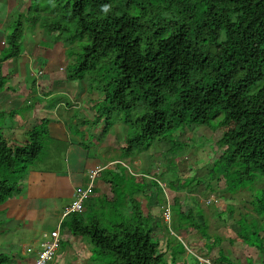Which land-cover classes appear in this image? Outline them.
Returning <instances> with one entry per match:
<instances>
[{"label":"trees","instance_id":"trees-1","mask_svg":"<svg viewBox=\"0 0 264 264\" xmlns=\"http://www.w3.org/2000/svg\"><path fill=\"white\" fill-rule=\"evenodd\" d=\"M46 1L51 2L50 17L57 21L39 28L67 47L66 58L72 57V48H78L64 80L96 75L92 89L102 96V107L92 120L102 118L100 135L112 125L107 121L110 112L124 114L122 123L129 131L121 155L133 148L147 150L154 142L169 144V150L179 145L180 152L186 142L171 140L172 133L207 126L219 116L214 127L225 130L211 144L219 153L210 165H218L226 194L249 191L251 197L249 210L238 215L236 230L227 242L239 238L252 249L250 257L259 255L264 263V224L260 223L264 221V188L256 187L264 177V0H62L64 12H60V0L55 6L52 0ZM104 5L109 6L106 13ZM20 21L10 26L0 62L19 54ZM4 79L0 76V89ZM131 112L134 118L130 120ZM48 122L41 118L25 130L20 144L0 136V202L21 192L20 181L46 146ZM101 173L108 176L102 181L114 189L110 179L116 174L106 169ZM162 174H153L154 187L159 186L156 178ZM129 204L128 211H122L119 204L111 207L113 219H103L102 224L94 219L85 222L80 213L66 216L61 225L72 236L87 240L99 264H165L162 251L170 244L165 242L158 250L153 230L161 227L166 234V224L153 219L131 198ZM157 204L168 206L177 221L184 217L186 228L189 225L208 238L198 231H204V222L197 221L200 215H195L197 220L187 219L177 205L172 207L178 204L172 198L167 204L162 199ZM251 213L253 221L247 227L244 220ZM175 225L173 219L169 228ZM245 226L249 230L243 232ZM220 242L216 237L207 247L217 248ZM183 252L181 245L176 252L171 248L169 264H177L175 258ZM221 252L217 250L211 263L231 264ZM103 258L108 261L101 262ZM7 260L0 254V264ZM251 262L252 258L247 264Z\"/></svg>","mask_w":264,"mask_h":264},{"label":"rangeland","instance_id":"rangeland-1","mask_svg":"<svg viewBox=\"0 0 264 264\" xmlns=\"http://www.w3.org/2000/svg\"><path fill=\"white\" fill-rule=\"evenodd\" d=\"M117 1L119 0H114V3H117ZM18 2V9L14 11V14L12 15L14 18L11 25L14 24L18 18L21 20L22 35L19 40L20 46H22V40H25V37L27 36L29 39L28 43L32 42V44H35L37 47L36 52L45 53L47 51L56 50L58 53L47 69L49 74L43 72L41 75H36L33 79L29 76L28 71H26L28 61L22 56V54H19L20 57H17V55V58L14 57L7 60L1 67L3 73H9L8 77L4 80L3 86H11L10 91L6 93L10 104L13 106V109H21L15 113L16 117L29 111L33 112L31 115L27 114V117H34V121L28 123L27 119H24L22 127L25 125V130H27L33 124L37 123L38 120L40 121L41 118L51 116H54L57 119L69 120L70 124H66L65 128L67 130L70 129L69 131L71 134L76 133L74 134L76 138L72 140V151L69 154H65L69 162L71 159L74 161L77 154H83L85 152L88 155H93V153L96 152L93 150H96L97 142L100 143L101 141L103 142V140L108 141L110 147L105 149L106 152L104 155L111 160L117 161V165L113 164V169L111 168V171H108L112 174L115 173L117 176L110 179L117 192L129 194L132 189H135L138 194H140L146 190L147 194L150 196V200L146 203L147 206L149 203H154L155 205L156 203H159L161 199L164 203H168V200L172 198L176 203L178 202V204H175L172 207L175 208L177 205L179 211H184H181L183 216L184 213H186L188 218L185 217L187 219L197 220L195 215H200L201 217L198 218L197 221L204 222V224H202L204 226V231H202L201 228L198 231L205 237H208L207 239L202 238L196 231L191 230L189 225L186 228L184 217H181V220L179 219V221H177V215L173 212L171 215L169 213L168 221H164V213H166V210L164 211L165 208H162L161 205L157 206L158 210L153 208L155 215H157V217H153V219H159L161 224L163 221L164 224H167L166 229L168 230L166 234L162 231L161 227H159V229L154 228L153 230V234L158 240V250L163 249L165 242L170 244L166 250L162 251H165V264H169L170 262L169 256L171 255V248L176 252L179 245L185 250L181 255L175 258L177 264H203L204 261L206 264H213L211 263V260L215 256L217 250L222 251L221 253L228 258L231 264H247L251 258V264H264L261 262L262 257L260 258L259 255L256 256L255 254H251L250 257L249 251L252 249L245 246L239 238L235 237L237 240L235 239L231 244L227 242L229 235L233 237L229 225L231 226L232 223L238 219L239 214H244L249 210L247 203L250 201L251 197L249 191H242L233 195L226 194L222 183L220 182L221 178L218 176V173L220 172L218 165H210L219 153L214 152V146L211 144L215 142L225 130V128L214 127L219 116L210 121L207 126L192 127L188 129L189 131H187L186 128H183L182 130L177 129L172 133L170 135L171 140L181 145L184 143V140L186 142V147L180 152L177 150L179 149V145H176L172 150H169V144L165 142L157 144L154 142L147 150L139 152L133 148L131 149L130 154L126 156L121 155L120 148L124 146L123 139L129 131L128 127L122 123L125 118L122 112H110L108 114L107 121L108 118L112 121V125L110 124L108 128L109 133L107 132V136L102 140L98 137L94 141L91 135H93L96 128L100 131V128L103 126L102 118L98 121L92 120L95 114L98 115V112L101 111L102 107V104L100 103L102 96L92 89L96 82V75L88 73L85 74L80 81H65L64 76L67 72L66 68L72 63L71 60L78 52V48L76 47L74 50L71 47L73 55L69 59L66 58L64 50L67 47L63 46L61 42H54L52 34H48L46 31L39 28L40 26L46 27L57 21V17L52 18L49 15L50 7L48 4L51 2L46 0H18ZM52 3L55 6L58 3V0H52ZM59 3V7H61L60 12H64V2L60 0ZM33 24L36 26L35 28H31ZM10 26H7L6 30H3L5 38L9 35L11 29ZM67 27H70V24H67ZM31 30L32 38L30 39ZM60 37H65V34ZM75 45L77 46L76 43ZM30 48H32L31 45H29L26 50L31 51ZM60 56H63L64 58L62 64L59 63ZM35 60L36 61L32 63V67L35 68L41 66L44 62L40 55L35 56ZM58 68H61V70H58ZM44 83L47 84V86H51L50 96L46 100H41L38 95L33 96L37 93V91H34L33 86H46ZM17 86L21 87L18 88ZM57 86H61L63 91L55 93V90H57L55 87ZM85 96H89V99H96L97 103L88 107L89 104L84 103L85 99L83 97ZM81 98H83V101L80 100ZM73 99L82 101V103L78 104L75 100L72 101ZM54 105L56 106V109L52 111L53 107H55ZM71 105L77 109H73ZM129 115L130 120L134 118L132 112ZM86 116L90 118L87 119ZM101 117L106 118L105 115H102ZM83 123H86L85 128L87 132L80 134V131L78 130H81V128L85 129L82 127ZM51 146L49 140H47L46 146L39 154L38 162L34 164L36 167L45 166L42 161L47 159L48 154L46 153ZM56 156L57 153L51 155V157L55 159L53 161L55 167L58 166L56 161V158L58 157ZM130 173L133 175H130ZM139 173H144L148 176H151L152 174L155 176L157 173L163 174L160 179L156 178L159 186L154 187L147 178L142 179L139 177ZM104 178H108L105 173H103L99 179L100 184L103 183L102 179ZM145 187L147 188L145 189ZM256 187L264 188V177L261 178L260 182L256 183ZM97 194L98 193L95 195ZM91 195L92 193L90 196ZM143 199L145 198L143 197ZM208 200L209 203H207ZM213 200L215 203H212ZM85 208V222L94 219L98 220L97 222L99 224H102L101 222L103 219H113L114 217L111 216L108 203H106L105 207L99 211H95L92 205L85 206ZM161 214L163 217H161ZM158 215L160 218H158ZM247 217L248 218L244 221L246 226L250 227L254 215L251 213ZM120 218H122V216ZM173 219L178 226L175 225L169 228ZM257 220L259 221V219ZM263 222L264 221L262 220L260 223L264 224ZM246 226L243 229V232L249 230ZM261 236L264 238V232ZM216 237L221 239L219 246L220 249L216 247H213L212 249L207 247L208 242L210 243V241ZM106 261H108L107 258L101 260L103 263Z\"/></svg>","mask_w":264,"mask_h":264},{"label":"crops","instance_id":"crops-1","mask_svg":"<svg viewBox=\"0 0 264 264\" xmlns=\"http://www.w3.org/2000/svg\"><path fill=\"white\" fill-rule=\"evenodd\" d=\"M18 3V0H0V50L3 47V41L5 39L3 30H6L7 26L11 25L14 18L12 15L14 11L18 9ZM31 33L32 30L30 31V35ZM31 38L32 35L30 39ZM28 40L27 36L25 40H22V46L19 47V54H22L28 61L26 71H28L29 76L33 79L36 75H41L43 72L49 74L47 69L58 53L56 50L47 51L45 53L36 52L37 47L35 44H32V42L28 43ZM29 45L32 46V48H30L31 51L26 50ZM65 51L66 49L64 52ZM19 54L17 57H20ZM36 54L40 55L44 60L41 66L37 68L32 67V63L36 61ZM60 57L59 63L62 64L64 58L63 56ZM7 60L0 62V76H5V78L8 77L9 73H3L1 67ZM58 70H61V68H58ZM44 85L46 86H33L34 91H37L33 96L38 95L41 100H46L50 96L51 86H47L45 83ZM17 87L20 88L21 86ZM10 89L11 86H2L0 89V113L3 114L0 119V136L8 142L20 144L24 140L23 134L26 128L24 127L25 125L22 127L24 123L23 120L27 119V122L31 123L34 121V117H27V114H33L31 111L16 117L15 113L21 109H13V106H11L8 95H6ZM55 89H57L55 93L63 91L61 86H57ZM83 98L85 99L84 103L89 104L88 107L97 101L96 99H89V96ZM83 98L80 100L83 101ZM74 100L75 99L72 101ZM75 101L78 104L82 103V101ZM71 106L73 109H77L74 108L73 105ZM55 109L56 106L53 107L52 111ZM46 118L51 120L46 124V129L48 140L52 146L49 147L46 153L48 154L47 159L42 161L45 166L36 167V165H34L35 163L30 166L27 173L20 181L22 188L21 192L16 196L0 202V254L7 256L8 260L5 264H31L35 258L39 243L45 240L48 234L58 227V249L48 264H99L95 259L97 256L92 254V248L87 240L72 236L62 227L60 222L63 220V209L71 200L73 189L83 187L86 184V171L96 165L105 166L107 163L117 161L111 160L104 155L106 152L105 149L110 147V145L108 141L103 140V142L96 143V150H93L96 152H94L93 155H88L85 152L83 154H77L75 160L73 161L71 159L69 162L65 154H69L72 151V140L76 138L74 136L76 133L71 134L69 131L70 129L67 130L65 128L66 124H70V121L66 119H57L54 116ZM86 118L89 119L90 117L86 116ZM82 127L85 128V124L82 125ZM78 131H80V134L87 132L86 128H81V130ZM98 131L99 129L96 128L93 135H91L94 141L98 137L102 140L107 136V133L102 136L100 135V131L99 133ZM54 153H57L56 157H58L56 158L58 163L57 167L53 164L55 159L51 157ZM111 168L113 169L112 166L105 169L111 171ZM131 174L132 173H130V175ZM101 176L102 173L94 180L92 195L84 202L82 207L80 214L82 217H84L86 212L85 206L90 205L93 206L95 211H99L105 207L106 203L109 204V209L119 204V208L122 211H128L130 198L137 202L142 209L145 207V213L148 212L152 218L157 217L153 208L157 209L159 205L157 203L155 205L154 203H149L148 206L146 205L150 200V196L147 194L146 190L138 194L137 190L132 189V191H136V193H130L131 196L129 197L127 193H119L115 188L112 189L107 182L102 181L103 183L100 184L99 179ZM139 177L142 179L147 178L148 181L153 180V174L148 176L147 174L139 173ZM146 188L147 187H145V189ZM96 193L98 194L95 195ZM144 195L148 196L147 200L143 199ZM158 218H160L159 215ZM229 228H231V232H235L234 222L231 226L229 225ZM228 239L230 240L229 236L227 240ZM217 248L220 249V247Z\"/></svg>","mask_w":264,"mask_h":264},{"label":"built area","instance_id":"built-area-1","mask_svg":"<svg viewBox=\"0 0 264 264\" xmlns=\"http://www.w3.org/2000/svg\"><path fill=\"white\" fill-rule=\"evenodd\" d=\"M101 168L93 167L86 172L87 184L81 188H75L72 192L71 202L65 208L63 215L68 213H78L81 211L83 200L89 195L92 189V182L98 176ZM57 230L50 232L49 238L39 244V250L36 252V257L32 264H46L51 260L58 246Z\"/></svg>","mask_w":264,"mask_h":264},{"label":"clouds","instance_id":"clouds-1","mask_svg":"<svg viewBox=\"0 0 264 264\" xmlns=\"http://www.w3.org/2000/svg\"><path fill=\"white\" fill-rule=\"evenodd\" d=\"M102 11L105 12V13L108 12V11H109V6H108V5H104V6L102 7ZM113 164H117V162L113 161V162L107 163L105 166H103V165H96L97 167H100V168H101V170H100L98 176L101 174V171H102V170H104V169L107 168V167L112 166ZM96 166H94V167H96ZM92 168H93V167H92ZM89 169H91V168H89ZM89 169H88V170H89ZM86 172H87V171H86ZM85 176H86V173H85ZM98 176H97V177H98ZM97 177H96V178H97ZM96 178H95V179H96ZM95 179H94V180H95ZM94 180H93V182H92V189H93ZM86 184H87V177H86ZM86 184H85L83 187H77V188H81V189H83V188L86 186ZM92 189H91L89 195L83 200L82 207H83L84 202L89 198L90 194L92 193ZM73 190H74V189H73ZM70 202H71V200H70ZM70 202L68 203V205L70 204ZM165 203L167 204V202H165ZM207 203H209V200L207 201ZM212 203H215V201L213 200ZM68 205H67L65 208H67ZM82 207H81V211H82ZM65 208L63 209V212H62V217H63V219H64L66 216H68V215H71V214H80V213H81V211H80V212H78V213H68V214H66V215H63ZM162 208H165L164 211L166 210V213H164L165 215L163 214V215H164L163 220H164V221H168V218H169V209H168V206H162ZM161 217H163L162 214H161ZM164 221H163V222H164ZM61 222H62V221H61ZM61 222H60V224H61ZM163 222H162V223H163ZM166 225H167V224H166ZM55 230H57V235H58V232H59L58 227H56ZM49 234H50V233H49ZM49 234H48V236H47V238H46L45 240H47V239L49 238ZM45 240H43V241H45ZM43 241H42V242H43ZM57 241H58V245H59V239H58V237H57ZM40 243H41V242H40ZM40 243H39V244H40ZM219 246H220V244H219ZM219 246H218V247H219ZM57 249H58V246H57ZM57 249H56V250H57ZM38 250H39V247H38ZM38 250H37V251H38ZM56 250H55V252H56ZM184 250H185V249H184ZM37 251H36V252H37ZM55 252H54V254H55ZM54 254H53V256H54ZM35 257H36V253H35ZM52 258H53V257H52ZM52 258H51V260H52ZM195 258H196V257H195ZM34 259H35V258H34ZM51 260H50V261H51ZM33 261H34V260H33ZM33 261H32V262H33ZM50 261H49V262H50ZM49 262H47L46 264H48ZM203 263H205V261H204ZM31 264H32V263H31Z\"/></svg>","mask_w":264,"mask_h":264}]
</instances>
